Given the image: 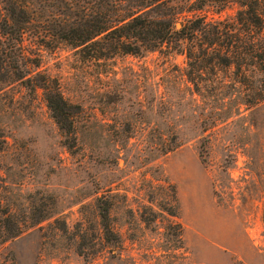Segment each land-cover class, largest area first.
Returning a JSON list of instances; mask_svg holds the SVG:
<instances>
[{"label":"rangeland","instance_id":"rangeland-1","mask_svg":"<svg viewBox=\"0 0 264 264\" xmlns=\"http://www.w3.org/2000/svg\"><path fill=\"white\" fill-rule=\"evenodd\" d=\"M25 38L80 106L77 142L40 90L0 81V264H264V102L193 93L181 55L96 61ZM100 196L117 244L103 236Z\"/></svg>","mask_w":264,"mask_h":264},{"label":"trees","instance_id":"trees-1","mask_svg":"<svg viewBox=\"0 0 264 264\" xmlns=\"http://www.w3.org/2000/svg\"><path fill=\"white\" fill-rule=\"evenodd\" d=\"M232 3L238 6L232 17L198 14ZM30 35L46 47L65 42L96 61L152 51L181 55L193 93H236L238 105L247 109L264 102V0H0V81L40 90L59 130L76 143L80 106L64 97L56 78L38 70V52L24 44ZM19 62L21 72L9 74L20 70ZM110 208L108 200L97 198L103 236L117 244ZM19 231L17 226L10 237Z\"/></svg>","mask_w":264,"mask_h":264},{"label":"water","instance_id":"water-1","mask_svg":"<svg viewBox=\"0 0 264 264\" xmlns=\"http://www.w3.org/2000/svg\"><path fill=\"white\" fill-rule=\"evenodd\" d=\"M176 25H177V27L179 26V24H178V23H177Z\"/></svg>","mask_w":264,"mask_h":264}]
</instances>
